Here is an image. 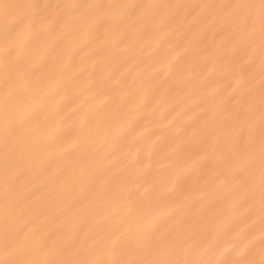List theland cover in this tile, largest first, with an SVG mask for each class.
I'll return each mask as SVG.
<instances>
[{"label": "bare ground", "instance_id": "6f19581e", "mask_svg": "<svg viewBox=\"0 0 264 264\" xmlns=\"http://www.w3.org/2000/svg\"><path fill=\"white\" fill-rule=\"evenodd\" d=\"M260 0H0V264H264Z\"/></svg>", "mask_w": 264, "mask_h": 264}, {"label": "snow or ice", "instance_id": "6c2138e0", "mask_svg": "<svg viewBox=\"0 0 264 264\" xmlns=\"http://www.w3.org/2000/svg\"><path fill=\"white\" fill-rule=\"evenodd\" d=\"M260 10H261V15H260V21L262 25V29H264V0H260ZM50 264H57V262L53 261L50 262ZM234 264H244L243 261H236Z\"/></svg>", "mask_w": 264, "mask_h": 264}]
</instances>
